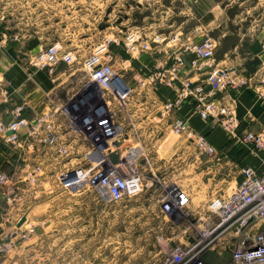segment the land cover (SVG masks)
<instances>
[{"label":"built area","instance_id":"obj_1","mask_svg":"<svg viewBox=\"0 0 264 264\" xmlns=\"http://www.w3.org/2000/svg\"><path fill=\"white\" fill-rule=\"evenodd\" d=\"M168 39L158 34L152 47L139 31L127 33L123 41L127 54L139 56L163 44L171 51L163 65H156L148 74L136 72L131 79L127 73L134 71L132 63L125 61L128 65L116 68L109 43L98 45L82 60L59 44L30 50L27 70L32 76L43 71L55 83L63 64L71 73L81 65L85 75L65 99L60 96L34 118L24 116L23 103L15 106L9 121L0 119V140L22 148L18 168L13 172L0 169V191L6 201H17L20 191L42 183L52 169L65 170L60 180L71 194L96 192L95 199L102 205L103 201L118 203L159 183L163 186L161 212L173 224H181L180 215L197 225L195 234L186 228L182 241L149 264H206L204 258L211 253L229 254L232 264H264V172L242 167L241 179L228 193H221L220 188L203 206L195 207L194 194L186 186L161 182L154 173L152 151L146 146L147 139L157 137L154 128L162 126L185 135L200 156H214L217 150L208 137L180 116L183 105L190 103L202 120L222 127L233 139L256 150L264 149V127L239 135L237 107L226 98L229 91L252 87L264 101V72L247 75L222 67L216 57L218 41L209 35L199 41L178 34ZM175 41L179 43L169 46ZM159 87L173 90L175 97L159 98ZM142 118L149 124L145 126ZM22 129L27 130L24 137ZM113 154L117 155L115 162ZM149 172L153 176L148 180ZM11 223V239L0 237V264L10 255L15 240H26L37 231L28 214Z\"/></svg>","mask_w":264,"mask_h":264},{"label":"rangeland","instance_id":"obj_2","mask_svg":"<svg viewBox=\"0 0 264 264\" xmlns=\"http://www.w3.org/2000/svg\"><path fill=\"white\" fill-rule=\"evenodd\" d=\"M218 24L221 26L215 29ZM196 28L217 41L224 31L228 33L227 41L221 45L218 42L217 59L242 40L239 49L243 54H255H251L254 59L247 55L248 62H253L258 59L256 54L264 52V0H0V57L2 54L8 59L12 57L14 64L27 70L31 57L27 46L35 39L39 41L36 51L59 44L73 51L79 60L98 45L109 43L116 68L128 65L125 61L132 63L134 71L127 73V78L131 79L136 72H141L135 64L146 71L143 64L148 65L150 52H141L139 56L127 54L123 41L128 32L139 31L155 47L152 39L158 34L168 37V41L177 34L181 38L188 34L192 41H199L203 34L196 33L199 31ZM178 43L175 41L169 46ZM156 49H166L165 44L153 51ZM260 56L264 60V54ZM78 67L67 81L70 85L64 89L63 99L85 75L81 65ZM147 114L148 111L144 112ZM141 120L145 126L149 124V120ZM154 129L157 137L146 141L148 150L152 151L157 171L154 173L162 183L195 184L197 166L191 165L202 157L195 145L185 135L171 129L162 126ZM186 146L189 167L188 173L181 176L180 169L174 171L165 160L175 159ZM64 172L52 169L48 177L42 178V183L20 191L17 201H6L2 227L13 226L10 222L22 214H28L37 227L30 238L14 241V248L7 256L12 264H149L182 241L187 235L186 228L189 227L191 235L196 233L197 222L179 215L181 224H173L161 212L163 186L159 183L145 186L138 195L127 196L118 203L103 201V205L95 199L96 192L81 190V195L86 197L76 202L77 209L91 213L92 219L87 223L91 226L83 232L69 233L65 231L69 219L66 217L63 223V213H60L69 203L54 201V196L68 192L60 180ZM151 173L148 180L153 176ZM229 187V184L222 186L221 193H228ZM197 190L192 196L196 204L200 199ZM53 228L56 231L52 232ZM204 261L232 264L229 254L211 253Z\"/></svg>","mask_w":264,"mask_h":264},{"label":"crops","instance_id":"obj_3","mask_svg":"<svg viewBox=\"0 0 264 264\" xmlns=\"http://www.w3.org/2000/svg\"><path fill=\"white\" fill-rule=\"evenodd\" d=\"M217 18L215 17V21ZM213 23V22H212ZM205 28L204 25H201ZM221 25L218 24L216 28ZM199 30L196 33L203 34V30ZM199 36V35H198ZM188 38L187 36H185ZM183 37L182 39H185ZM229 35L226 31L220 35L218 42L220 45L227 41ZM241 41L232 45L228 50L223 52V57L218 59V63L222 67H226L229 70L236 71L239 73H245L247 75H254L259 72H264V60L260 55L264 52L256 54L261 64L254 73H249L247 64L250 55L253 53L247 52L243 54L239 47H241ZM219 45V47H220ZM160 51H153L149 53L148 65L145 63L143 66L146 71L142 70L139 66V70L149 73L156 65H163L169 57L171 51L169 48ZM34 51L37 48L33 49ZM39 51V50H38ZM243 54V55H242ZM255 55V54H253ZM1 56V54H0ZM188 59H191V55H187ZM254 59L255 57H251ZM250 58V59H251ZM12 57L8 59L7 56L2 54L0 57V119L7 122L11 119V112L16 105L25 104L26 110L24 116L28 119H32L36 114L42 112L47 104L57 101L58 98L64 93V89L67 88L71 76L68 68L63 64L59 67V75L57 82H53L47 73L43 71L35 72L33 76L26 69L22 68L18 64L12 62ZM132 66V65H131ZM134 69V68H133ZM143 73V72H142ZM189 75L193 73L188 72ZM195 79L198 76L194 77ZM56 91V92H55ZM157 95L163 100H170L175 97L173 90L165 87H159ZM62 97V96H61ZM227 103H233L237 107L238 118L240 121V127L238 130L239 135H242L246 131H260L264 127V101L258 99L255 90L252 87H246L240 90H232L227 94ZM180 116L188 119L197 131L206 135L211 144L217 150L214 156L203 155L199 160H195L196 164V177L195 184H187L186 187L195 194L196 189L200 194V199L195 203V207L200 205L203 206L212 194L226 184L232 186L241 179L240 169L242 167L251 166L258 172H264V149L256 150L253 147L242 143L239 139H233L222 127L213 125L207 121L202 120L196 113L190 103H185L180 110ZM27 134L26 129H22L21 135L24 137ZM38 151L36 152V154ZM189 149L185 147V151L181 152L175 159L166 158L165 164L172 167L175 171L180 169L181 176L188 173L189 167ZM22 161V148H12L6 143L0 140V169L13 172L18 168ZM195 166V167H196ZM194 179V178H193ZM196 186V187H195ZM69 192V191H68ZM63 193L54 196V201H62V203H69L67 209L60 211L63 213L64 221L66 223V217L69 219V227H66L69 233H78L86 231L91 225L87 223L92 219L91 213L77 209V203L85 198V194L82 193ZM87 192V191H85ZM72 203H74L72 205ZM6 207V197L0 191V223L4 226V211ZM88 219V220H87ZM84 223L83 225H77V223ZM74 223V225H73ZM91 223V222H90ZM12 228H0V237L4 236L3 239H11L9 233ZM56 231L53 228L52 232ZM15 240V239H14ZM3 264H12L11 259L7 258Z\"/></svg>","mask_w":264,"mask_h":264},{"label":"trees","instance_id":"obj_4","mask_svg":"<svg viewBox=\"0 0 264 264\" xmlns=\"http://www.w3.org/2000/svg\"><path fill=\"white\" fill-rule=\"evenodd\" d=\"M38 44H39V41L37 39H35V40L29 42V44L27 46V49L32 50L36 46H38ZM260 64H261V61L259 59H255V61L250 62V63L248 62V64H247L248 72L249 73H254L258 69Z\"/></svg>","mask_w":264,"mask_h":264},{"label":"water","instance_id":"obj_5","mask_svg":"<svg viewBox=\"0 0 264 264\" xmlns=\"http://www.w3.org/2000/svg\"><path fill=\"white\" fill-rule=\"evenodd\" d=\"M112 159H113V161L115 162L116 160H117V155H112ZM21 186L22 187H25V185L24 184H21ZM25 221V218H23L21 221H20V225L23 223Z\"/></svg>","mask_w":264,"mask_h":264}]
</instances>
